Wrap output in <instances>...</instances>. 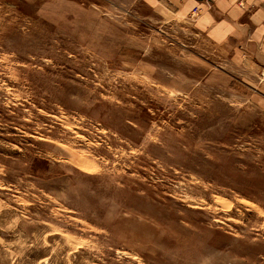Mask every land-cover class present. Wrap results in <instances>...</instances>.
<instances>
[{"label":"rangeland","instance_id":"rangeland-1","mask_svg":"<svg viewBox=\"0 0 264 264\" xmlns=\"http://www.w3.org/2000/svg\"><path fill=\"white\" fill-rule=\"evenodd\" d=\"M173 5L0 0V264H264V51Z\"/></svg>","mask_w":264,"mask_h":264},{"label":"crops","instance_id":"crops-1","mask_svg":"<svg viewBox=\"0 0 264 264\" xmlns=\"http://www.w3.org/2000/svg\"><path fill=\"white\" fill-rule=\"evenodd\" d=\"M172 2L176 12L179 10L186 14L191 9L204 8L199 19L202 20L200 22L206 21L207 27L244 29L242 35L237 34L239 39L235 40L234 44L244 46V50L253 55V60H259L256 53L260 46L264 51V0H172ZM227 34L232 35L229 32ZM246 44L251 48H246Z\"/></svg>","mask_w":264,"mask_h":264}]
</instances>
